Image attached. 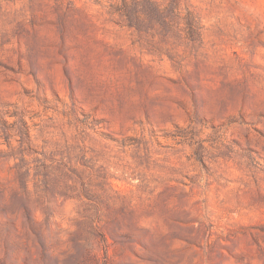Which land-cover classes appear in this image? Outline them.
<instances>
[{
    "label": "rangeland",
    "instance_id": "1",
    "mask_svg": "<svg viewBox=\"0 0 264 264\" xmlns=\"http://www.w3.org/2000/svg\"><path fill=\"white\" fill-rule=\"evenodd\" d=\"M0 264H264V0H0Z\"/></svg>",
    "mask_w": 264,
    "mask_h": 264
}]
</instances>
